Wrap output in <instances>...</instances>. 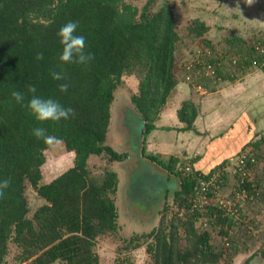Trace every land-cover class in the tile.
Instances as JSON below:
<instances>
[{"label":"trees","instance_id":"obj_1","mask_svg":"<svg viewBox=\"0 0 264 264\" xmlns=\"http://www.w3.org/2000/svg\"><path fill=\"white\" fill-rule=\"evenodd\" d=\"M156 2L148 0L140 11L125 0H0V180L9 181L0 198V264L6 263L13 245L19 249L18 264H101L97 240L119 228L120 179L110 169L95 176L89 160L100 156L120 163L129 157L107 142L116 90L124 75L134 73H139L140 83L131 100L145 123L141 154L178 179V189L167 193L165 200L173 195L192 210L184 222L187 243L181 244L173 221L165 225L163 220L160 228L148 234L154 237L148 253L154 264H217L224 257L226 252L214 250L210 231L196 225L205 210L192 207L195 179L184 175L185 169H177L180 160L176 156L148 154L144 146L178 84L180 71L175 10L165 0L152 11ZM68 21L78 22L77 34L86 39L85 51L94 55L88 66L59 60L62 46L56 33ZM208 30L209 26L198 19L190 26L198 36ZM37 53H42L43 59L37 60ZM250 53L254 55V50ZM254 59L261 64L259 54ZM251 62L255 63L252 59L247 64ZM53 71L63 72L66 78L54 80L50 75ZM61 83L69 85L66 92L59 90ZM30 85L36 87V93L28 91ZM13 91L24 94L25 104L32 95L52 98L74 109L75 115L59 122H39L14 100ZM178 115L185 123L183 129L197 132L194 123L198 108L194 102L185 101ZM35 127L44 128L53 141H63L68 151L75 152L74 165L49 182L44 181L43 166L45 151L53 141L46 144L34 137ZM250 142L264 147V137ZM245 146L210 170L190 161L196 173L208 177L242 154ZM249 166L253 171L255 164L250 162ZM238 179L240 189L251 194L252 179ZM30 189L40 197L33 212ZM207 210L209 221L215 218L216 223L223 224L222 235L229 236L234 217L224 215V209L213 204ZM170 226L171 231H166ZM141 237L143 234L129 241ZM253 257L264 259V248L246 262L251 263Z\"/></svg>","mask_w":264,"mask_h":264},{"label":"rangeland","instance_id":"obj_2","mask_svg":"<svg viewBox=\"0 0 264 264\" xmlns=\"http://www.w3.org/2000/svg\"><path fill=\"white\" fill-rule=\"evenodd\" d=\"M125 1L137 6L140 11L148 2V0ZM164 1L157 0L152 11L158 9ZM168 2L176 13V26L180 35L176 54L180 60V71H184L183 75L187 73L185 65L191 59L199 57V60L206 62L210 56H213L212 59L223 57L224 69L231 72L230 76L235 73L237 78H240L243 70L246 69L264 72V67L254 59V56L258 54L254 46L259 39L264 42V29L261 31H238L237 23H240V20L248 19L245 18L242 9L234 0H168ZM197 19L205 22L207 26L210 24V28L211 26L215 27V33L211 35L209 30L203 36L192 33L190 26ZM204 42H210L211 45H205ZM251 49H255L254 55L250 53ZM207 50L212 54H207ZM245 52L249 53L248 60L244 59ZM232 58H237L238 63H232ZM252 59L255 63L247 64ZM191 76L197 83H201L203 88L194 87L184 75L183 80L191 86L190 99H185V97H189L185 96V101H192L196 92L207 91L205 78L208 75L204 68H196L191 72ZM139 83V73L124 75L112 104V121L107 143L117 151L127 153L129 157L120 163L100 156H92L89 160V168L95 176H100L105 170L110 169L115 170L120 179L117 196L120 215L119 228L118 231L97 240L96 251L100 256L101 264H117L121 260L125 261L124 264H154L151 254L148 253V245L154 240V237H150L148 234L153 229L160 228L163 220H165V225L173 221L178 227L181 244L187 243L184 222L187 221V213L192 210L189 208L187 210V205L182 206L173 195L165 200L167 193L170 194L178 189V179L169 176L166 169L152 163L141 154L143 119L131 100V96L139 92ZM183 101L180 103V109L185 102ZM151 134L145 141L146 152L165 158L169 157L171 155L169 152L160 153L158 148L151 146V138H149ZM247 136H249L248 132L244 134L246 139H248ZM229 146L223 144L222 148L217 151L222 153L227 150L228 152ZM245 147L243 152L248 151V155H251L250 159H254L253 164H255L254 170L249 172L248 177L254 183L252 193L249 194L247 190L240 189L239 186L240 181L234 162L241 157L240 154L233 158V161L224 164L228 168V176L223 181V185L221 184L217 198V200L226 198L232 203L237 202L241 208L240 213L233 210V212L224 211V215L230 214L234 217L229 236L222 235L223 224L216 223L214 217L213 221H209L211 217H209L207 209L204 216L196 223L199 229L210 231L211 242L216 252H226L217 264H264V259L260 262L258 257H253L251 263L246 262L254 253L260 252L264 248V169L262 168L264 158L260 159V156L264 155V147L257 148L251 142L247 143ZM45 153L46 163L43 166L45 182L51 181L74 165L75 152L68 151L63 141L54 140L52 146ZM176 153L178 152L176 151L175 155H177ZM180 153V156H183L178 157L180 161L177 169L183 171L187 166H192V163L183 150ZM183 172L184 175H188L185 171ZM28 192L33 212L40 202L34 197L36 193L33 190L30 189ZM171 229V226L167 227L166 231H171ZM141 234L144 237L134 242L129 241ZM229 242L231 245H228ZM137 243L139 247L135 248ZM18 252L19 249L13 245L5 264H18L16 260Z\"/></svg>","mask_w":264,"mask_h":264},{"label":"crops","instance_id":"obj_3","mask_svg":"<svg viewBox=\"0 0 264 264\" xmlns=\"http://www.w3.org/2000/svg\"><path fill=\"white\" fill-rule=\"evenodd\" d=\"M234 2L248 19L237 23L238 31L264 29V0H255L251 6L245 0ZM215 30V27L209 26L211 35ZM243 71L242 76L237 78L235 73L230 76L231 72L223 67L220 75L205 78L207 91H195L196 96L191 100L198 107V116L194 123L197 132L183 129L185 123L178 115L180 103L185 96H189L185 99H190L191 94V86L183 80L184 71H179L178 84L156 121V129L149 137L151 146L158 148L160 153L167 151L176 158L183 156H180V151L183 150L188 159L196 162L198 168L210 170L222 159L241 150L251 140L264 137V72L248 69ZM246 132L248 139L244 137ZM223 144L230 145L228 152L225 150L219 153L217 150ZM176 151L179 155H175ZM258 259L261 262L263 258Z\"/></svg>","mask_w":264,"mask_h":264},{"label":"clouds","instance_id":"obj_4","mask_svg":"<svg viewBox=\"0 0 264 264\" xmlns=\"http://www.w3.org/2000/svg\"><path fill=\"white\" fill-rule=\"evenodd\" d=\"M255 0H245L248 6L253 5ZM78 22L68 21L57 31L56 35L59 39V43L62 46V51L59 55V60L66 64H78L82 66L90 65L94 59V55L86 52V39L83 35L77 34ZM37 60L43 59L42 53H37ZM54 80H64L66 77L63 72L53 71L50 73ZM61 92H66L69 85L67 83H61L59 86ZM30 93H36L37 89L34 85L28 87ZM12 97L17 103L26 107L34 118L39 122L53 121L59 122L61 120H68L75 115V110L71 107H64L60 102L52 98H42L37 95H32L27 100L26 104L25 96L20 91H13ZM32 135L37 139L43 140L46 144H51L53 137L46 133V130L42 127H35L32 131ZM9 187V181L7 179L0 180V198L5 194V190Z\"/></svg>","mask_w":264,"mask_h":264},{"label":"built area","instance_id":"obj_5","mask_svg":"<svg viewBox=\"0 0 264 264\" xmlns=\"http://www.w3.org/2000/svg\"><path fill=\"white\" fill-rule=\"evenodd\" d=\"M254 48L258 51V54L262 58L261 65L264 67V42L262 39H259L256 43ZM254 49V50H255ZM207 54H212L211 51H206ZM257 54V55H258ZM212 57L210 56L209 60L206 62H202L199 60V57H195L191 59L189 62L186 63L185 68L187 73H185L186 79L190 80L191 83L194 85V87H197L199 89H202L201 83H197L195 79L192 78L191 72L193 70H196V68H204L206 70V74L208 76L216 77L218 76L219 70H221L224 67V58L216 57V62L212 61ZM245 60H248L249 57H245ZM232 63L237 64L238 59L232 58ZM190 72V74H189ZM249 152L246 153L242 152L241 157L237 159L235 163V170L238 175V178L240 177L242 182H244L249 177L250 169V162H254V159H250L251 155H248ZM233 161V160H232ZM185 173H187L189 176H192L195 179V185H194V200H193V208H198L200 210H205L210 205H216L221 209H224V211H237L240 213V206L237 204V202L232 203L228 199H222L217 200L219 196V190L221 188V184L225 180V175L228 174V168L223 165L221 167H218L213 170V172L208 176L205 177L202 173H196L194 168L192 166H187L185 168ZM215 201V202H213ZM232 211V212H233ZM229 244V243H228ZM117 264H121L120 262Z\"/></svg>","mask_w":264,"mask_h":264},{"label":"water","instance_id":"obj_6","mask_svg":"<svg viewBox=\"0 0 264 264\" xmlns=\"http://www.w3.org/2000/svg\"><path fill=\"white\" fill-rule=\"evenodd\" d=\"M144 125H145V123L143 122V130H144ZM34 197L38 200V201H40V197L38 196V195H34Z\"/></svg>","mask_w":264,"mask_h":264}]
</instances>
